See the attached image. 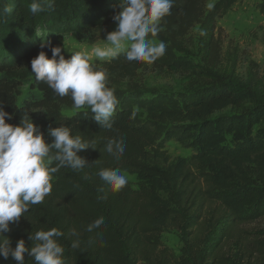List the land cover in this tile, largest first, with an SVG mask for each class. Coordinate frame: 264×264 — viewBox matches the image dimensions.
I'll return each mask as SVG.
<instances>
[{
	"label": "trees",
	"instance_id": "16d2710c",
	"mask_svg": "<svg viewBox=\"0 0 264 264\" xmlns=\"http://www.w3.org/2000/svg\"><path fill=\"white\" fill-rule=\"evenodd\" d=\"M206 1L182 0L176 9L173 5L156 37L165 42L166 51L153 63L188 74L185 92L141 91L129 80L145 62H128L123 54L90 61L106 69L107 86L118 100L112 128L105 129L88 108L62 114L63 108H73L71 97L61 98L36 81L30 61L41 50L51 58L50 49L40 48L45 40L60 46L69 58L63 36L102 28L123 0H44L45 10L36 14L29 10L32 0H0V104L12 115L6 123L18 125L25 113L33 120L40 111L33 123L47 143L52 140L48 127L64 125L95 148L77 153L88 162L83 169L62 167L54 173L44 202L30 205L17 223L9 225L3 235L12 247L20 239L31 247V232L56 227L64 233L59 243L65 249V264H264V229L245 247L227 244L238 226L264 217V134H252L255 119L264 116V82L251 68L244 80L238 79L236 58L222 55L215 21L238 0H216L209 8ZM5 7L11 11L5 13ZM258 9L264 12V0ZM196 25L201 55L193 63L176 52L185 50L180 39ZM44 32L48 33L37 36ZM25 85L28 92L22 96ZM227 109L230 115L213 118ZM218 132L231 134L234 143L216 146ZM109 139L123 140L125 151L119 158L104 151ZM169 141L196 151L187 161L172 164L166 152ZM101 169L136 174V188L127 180L113 191L99 179ZM158 191L165 192L167 200ZM100 217V228L85 230ZM169 228L180 233L183 247L178 255L160 242L161 232ZM72 229L80 234L76 249L71 247L77 239ZM24 259L25 264H35L26 253ZM0 264L17 262L0 257Z\"/></svg>",
	"mask_w": 264,
	"mask_h": 264
},
{
	"label": "clouds",
	"instance_id": "9594fccd",
	"mask_svg": "<svg viewBox=\"0 0 264 264\" xmlns=\"http://www.w3.org/2000/svg\"><path fill=\"white\" fill-rule=\"evenodd\" d=\"M43 2L32 0L30 12L44 11ZM172 7L173 0H123L120 10L112 16L116 27L107 32L103 39L105 43L92 46L90 53L72 51L66 59L60 46L45 40L40 48L50 49L51 58L45 51H39L30 61L31 73L36 81L46 83L57 96H70L74 110L90 109L92 119L99 126L111 129V117L118 100L114 90L107 86L106 69L90 63L91 57L106 61L123 54L128 62H155L166 51L165 42L155 38L162 31V19L170 15ZM10 11L8 7L4 8L5 13ZM6 118L11 120L12 115L0 104V257L5 260L11 257L17 264H25L26 253L35 264H65V249L59 243L64 233L56 227L31 232L28 236L31 247H26L23 239L12 247L3 234L9 231L10 224L17 223L28 212L30 205L44 202L52 190L54 173L62 167L83 169L88 162L77 153L95 148L82 136L72 135L70 128L64 125L48 127L47 135L52 140L47 143L40 126L33 123L29 113L21 116L18 125L6 123ZM104 151L119 158L125 151L123 140L109 139ZM97 175L113 191H119L127 184V177L120 169H101ZM103 223V217L97 218L85 230L92 232ZM70 234L77 237L71 245L76 249L80 234L75 229Z\"/></svg>",
	"mask_w": 264,
	"mask_h": 264
},
{
	"label": "rangeland",
	"instance_id": "374dc122",
	"mask_svg": "<svg viewBox=\"0 0 264 264\" xmlns=\"http://www.w3.org/2000/svg\"><path fill=\"white\" fill-rule=\"evenodd\" d=\"M182 0H173L174 8L180 5ZM216 0H207L206 7L209 8ZM262 0H238L223 16L215 21V31L219 34L222 43V55L226 58L232 55L236 58L235 75L238 79L246 78L249 68L257 71L258 76L264 82V12H260L258 5ZM116 27L113 19H110L102 28L94 30L90 33L77 34L71 32L63 36V49L67 54L72 51L91 52V47L96 44H103L107 32L113 31ZM163 30V27H162ZM166 35V34H164ZM151 38V37H149ZM158 42L159 40L155 38ZM198 25L191 28L182 39H180L183 52H176V55L182 59L199 62L200 52L197 47ZM69 51V52H68ZM98 60L95 56L90 61ZM134 74L129 81L135 82L141 91L149 93L150 91L180 93L188 89L189 75L180 73L166 68H161L155 63H145L143 66L136 67ZM127 79L122 82L125 85ZM126 86V85H125ZM28 92V86L22 87V96ZM21 99V98H20ZM75 111L73 108L62 109V114L68 115ZM231 110L227 109L213 115L218 116L230 115ZM33 120L39 119L40 111H35ZM255 119V118H254ZM252 134L261 136L264 134V116L255 119L252 126ZM234 143V137L231 134L218 132L214 144L219 147L231 146ZM196 150L194 148L183 146L175 141L167 143L166 152L169 162L174 164L177 162L187 161L189 156ZM133 188H136L138 177L136 174L123 173ZM162 200H167V194L162 191L157 192ZM205 210L204 214H207ZM204 215V216H205ZM201 226V225H200ZM264 229V217L253 222L238 226L230 240L227 242L229 246L234 243L241 244L245 247L246 241L257 236V233ZM199 228L194 230V234L199 233ZM161 244L170 254L178 255L183 247V242L179 231L176 229H165L159 236Z\"/></svg>",
	"mask_w": 264,
	"mask_h": 264
}]
</instances>
